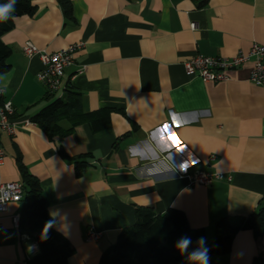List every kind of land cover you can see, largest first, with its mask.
Returning a JSON list of instances; mask_svg holds the SVG:
<instances>
[{
    "label": "crops",
    "instance_id": "crops-1",
    "mask_svg": "<svg viewBox=\"0 0 264 264\" xmlns=\"http://www.w3.org/2000/svg\"><path fill=\"white\" fill-rule=\"evenodd\" d=\"M57 1L32 0L35 13L15 17L2 38L12 49L10 70L0 74L2 102H12L19 124L14 135L0 132V184L21 182L20 166L38 179L55 229L73 248L68 263L98 264L120 232L136 223L138 207L156 215L182 211L210 244L221 219L238 223L256 212L264 201V85L251 83L250 65L229 71L226 82L206 83L187 74L185 63L264 46V0H70L72 19ZM27 42L49 53L84 43L53 98H64L71 86L84 112L109 116L104 130L84 123L51 142L35 124L20 123L52 101L37 80L39 57L23 53ZM171 112L190 122L174 129L185 151L157 149L154 157L132 158L133 146L155 147L149 135L170 122ZM76 162L87 167L79 171ZM185 162L189 167L181 170ZM199 171L231 180L191 184L189 176ZM21 207L10 203L0 214V264H29L39 252L13 224ZM89 230L100 239L89 241ZM254 236L240 231L231 252L209 255V264H264V235Z\"/></svg>",
    "mask_w": 264,
    "mask_h": 264
},
{
    "label": "trees",
    "instance_id": "trees-1",
    "mask_svg": "<svg viewBox=\"0 0 264 264\" xmlns=\"http://www.w3.org/2000/svg\"><path fill=\"white\" fill-rule=\"evenodd\" d=\"M32 0H16L13 17L32 16L35 7ZM66 18H73V6L70 0H58ZM7 0H0V4ZM13 29V19L0 23V74L10 70L7 60L12 49L3 43V36ZM64 98H53L47 93V99L52 101L33 118L28 120L38 126L49 141L61 139L70 134L77 126L87 123L94 132L104 130L110 123V118L102 111L84 112L79 92L71 86L65 91ZM68 124V128L63 126ZM61 156H65L60 149ZM76 169L82 170L87 166L76 162ZM23 186V198L19 229L26 232L38 245L39 252L31 258L29 264H69L73 248L69 242L54 227L53 220L40 182L23 166H20ZM136 223L129 229H124L118 235L115 244L100 255L98 264H173L187 257V253H180L176 248L182 237H189L192 241L189 252L197 247V240L206 238L204 231L189 227L188 220L182 211L169 209L163 215H156L151 208L138 207L135 210ZM52 221L46 238H42L45 225ZM215 240L206 246L209 255H227L232 249L234 236L240 231L250 230L254 237L264 235V201L259 209L250 217L232 223L228 219H221L215 225Z\"/></svg>",
    "mask_w": 264,
    "mask_h": 264
},
{
    "label": "built area",
    "instance_id": "built-area-1",
    "mask_svg": "<svg viewBox=\"0 0 264 264\" xmlns=\"http://www.w3.org/2000/svg\"><path fill=\"white\" fill-rule=\"evenodd\" d=\"M191 28L196 30L198 25L192 23ZM247 52L238 51L233 57H206L197 55L185 63L187 74H196L206 83H219L229 80L228 73L232 70H239L250 65L249 79L257 86L264 85V46L254 43ZM84 43H76L68 46L59 52L49 53L38 49L31 42H27L23 47V53L28 58L38 56L42 63V70L37 74V80L46 88L49 95L55 96L62 87V78L65 70L74 64V55L83 49ZM5 90L0 88V132L14 135L17 124L15 119V109L12 102H2ZM23 126L31 123L29 120L20 122ZM5 153L0 145V167L4 163ZM231 180L230 175L223 173H206L199 171L189 179L191 184L210 185L214 181ZM0 196L6 198L0 202V214L6 213L10 203H20L23 198V186L20 182H10L0 184ZM19 218H13V224L19 228ZM101 233L89 230V241H97Z\"/></svg>",
    "mask_w": 264,
    "mask_h": 264
},
{
    "label": "clouds",
    "instance_id": "clouds-1",
    "mask_svg": "<svg viewBox=\"0 0 264 264\" xmlns=\"http://www.w3.org/2000/svg\"><path fill=\"white\" fill-rule=\"evenodd\" d=\"M16 0H7V3L0 4V23L6 22L7 20L14 19L13 13L15 12ZM170 122L165 121L160 126L154 128L149 135V140L154 142L155 147L152 144H146L144 148H137L135 146L129 149V154L132 158L144 159L146 157H154L156 150L159 151H171L175 149V152L182 153L185 151V145L181 141L180 136L174 129H180L190 122L183 117L181 113L171 112L169 114ZM175 137V140L173 139ZM181 170H186L189 165L187 162L181 164ZM151 171V170H150ZM6 198L0 196V202L5 201ZM52 221H49L45 225L44 233L42 238H46L48 228L51 227ZM192 241L189 237H182L176 244V248L180 253H187V260L189 264H209V249L206 246V240L201 237L197 240V247L189 252V247ZM35 248L34 245L29 246V251Z\"/></svg>",
    "mask_w": 264,
    "mask_h": 264
}]
</instances>
